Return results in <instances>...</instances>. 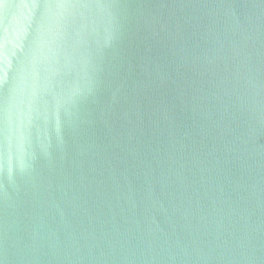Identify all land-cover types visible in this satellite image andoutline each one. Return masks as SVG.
<instances>
[{
	"label": "water",
	"instance_id": "water-1",
	"mask_svg": "<svg viewBox=\"0 0 264 264\" xmlns=\"http://www.w3.org/2000/svg\"><path fill=\"white\" fill-rule=\"evenodd\" d=\"M0 264H264V0H0Z\"/></svg>",
	"mask_w": 264,
	"mask_h": 264
}]
</instances>
